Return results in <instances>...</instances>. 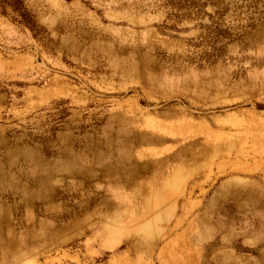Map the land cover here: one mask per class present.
<instances>
[{
  "label": "rangeland",
  "instance_id": "374dc122",
  "mask_svg": "<svg viewBox=\"0 0 264 264\" xmlns=\"http://www.w3.org/2000/svg\"><path fill=\"white\" fill-rule=\"evenodd\" d=\"M0 264H264V0H0Z\"/></svg>",
  "mask_w": 264,
  "mask_h": 264
}]
</instances>
